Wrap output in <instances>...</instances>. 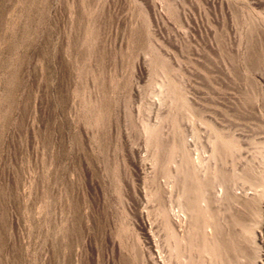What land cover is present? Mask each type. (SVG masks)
Returning a JSON list of instances; mask_svg holds the SVG:
<instances>
[{
    "label": "rangeland",
    "instance_id": "obj_1",
    "mask_svg": "<svg viewBox=\"0 0 264 264\" xmlns=\"http://www.w3.org/2000/svg\"><path fill=\"white\" fill-rule=\"evenodd\" d=\"M0 264H264V0H0Z\"/></svg>",
    "mask_w": 264,
    "mask_h": 264
}]
</instances>
